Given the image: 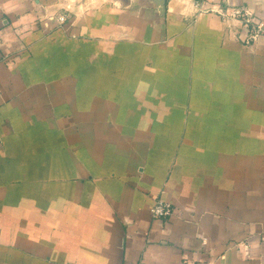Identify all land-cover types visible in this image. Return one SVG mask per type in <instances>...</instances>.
<instances>
[{
	"label": "crops",
	"instance_id": "0c3cea01",
	"mask_svg": "<svg viewBox=\"0 0 264 264\" xmlns=\"http://www.w3.org/2000/svg\"><path fill=\"white\" fill-rule=\"evenodd\" d=\"M243 6L264 16L0 0V264H264V40L225 17Z\"/></svg>",
	"mask_w": 264,
	"mask_h": 264
},
{
	"label": "rangeland",
	"instance_id": "374dc122",
	"mask_svg": "<svg viewBox=\"0 0 264 264\" xmlns=\"http://www.w3.org/2000/svg\"><path fill=\"white\" fill-rule=\"evenodd\" d=\"M225 17L236 18L240 26L246 31V45H253L260 39L264 40V16L256 14L249 7L236 8L225 12Z\"/></svg>",
	"mask_w": 264,
	"mask_h": 264
},
{
	"label": "built area",
	"instance_id": "2783aa9c",
	"mask_svg": "<svg viewBox=\"0 0 264 264\" xmlns=\"http://www.w3.org/2000/svg\"><path fill=\"white\" fill-rule=\"evenodd\" d=\"M59 22L64 24L66 22L65 16H60ZM173 213V205L163 199L157 200L151 207V214L155 219L168 220ZM245 247V250L248 251V246Z\"/></svg>",
	"mask_w": 264,
	"mask_h": 264
}]
</instances>
